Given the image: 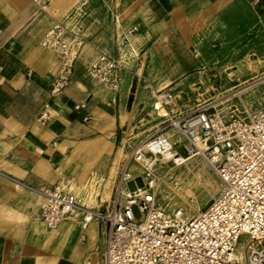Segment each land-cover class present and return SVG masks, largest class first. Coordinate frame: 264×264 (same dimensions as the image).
<instances>
[{"label": "crops", "instance_id": "0c3cea01", "mask_svg": "<svg viewBox=\"0 0 264 264\" xmlns=\"http://www.w3.org/2000/svg\"><path fill=\"white\" fill-rule=\"evenodd\" d=\"M46 1L44 12L32 0H0V264H101L104 224L92 220L83 229L78 213L47 228L38 217L40 190L62 184L75 194L71 187H93L101 192L94 209L110 204L122 160L120 121L133 79L109 89L89 77L101 53L120 55L115 34L111 40L94 28L82 39L71 83L53 97L62 60L40 42L70 17L76 0ZM107 1L116 35L136 27L130 44L135 40L142 55L169 68L184 57L195 26H212L243 6L264 7V0ZM43 111L45 122L39 120ZM104 193L109 200L102 201Z\"/></svg>", "mask_w": 264, "mask_h": 264}, {"label": "built area", "instance_id": "2783aa9c", "mask_svg": "<svg viewBox=\"0 0 264 264\" xmlns=\"http://www.w3.org/2000/svg\"><path fill=\"white\" fill-rule=\"evenodd\" d=\"M32 1L47 10L46 0ZM136 30L134 27L122 36L130 48L129 35ZM40 44L62 60L50 91L57 97L71 83L82 39L56 22ZM121 59L101 53L87 73L100 85L115 89L122 80ZM159 96L153 98L151 110L164 128L147 136L120 162L110 204L87 213L66 186L57 184L40 190L44 202L39 219L47 228L56 229L78 211L83 229L92 220L103 223L101 264H264V106L238 113L232 107L217 110L207 105L177 113L171 90ZM162 108L166 110L163 115ZM46 119L43 111L39 120ZM168 131L175 136H168ZM146 155L172 166H182L186 159L196 157L216 175L220 191L196 215L189 216L184 208L168 212L152 191L156 177L143 159ZM132 163L139 165V176L130 173ZM132 181L137 184L134 191L127 188ZM133 207L140 212L139 218ZM243 236L244 249L240 244Z\"/></svg>", "mask_w": 264, "mask_h": 264}, {"label": "rangeland", "instance_id": "374dc122", "mask_svg": "<svg viewBox=\"0 0 264 264\" xmlns=\"http://www.w3.org/2000/svg\"><path fill=\"white\" fill-rule=\"evenodd\" d=\"M111 8L112 2L107 0H76L70 17L65 18L62 24L81 39L91 36L94 28L108 32L111 40L115 34L113 40L122 57V80L133 79L131 100H128L120 121L118 144L122 160L139 148L147 136L164 128L149 106L154 101V91L160 95L171 90L175 95L174 109L177 113L191 112L198 106L207 105L217 110L232 107L238 113L264 106V7L243 6L237 14L227 16L212 26H195L191 45L184 49V57L178 59L180 63L171 68L154 63L153 57L148 59L146 54L142 55L135 40L131 48L126 45L122 37L116 35ZM249 65L253 66V70ZM167 81L171 82L169 86L164 85ZM157 106L160 107V104ZM197 161L203 168L200 178L183 167V171L177 169L175 177L169 180V189L164 186L175 200V206L166 209L170 210L168 212L184 208L189 216L196 215L219 192L220 182L216 175L204 161ZM172 167L169 165V168ZM132 172L135 176L140 175L137 169ZM177 182L178 188L190 184L192 197L186 204L192 206V210L185 203L181 204L175 194L173 188L177 187ZM136 186L134 181L127 184L130 191H134ZM157 200L166 205L162 201L161 190L157 192ZM133 214L136 218L141 216L137 207H133ZM240 244L244 247V236Z\"/></svg>", "mask_w": 264, "mask_h": 264}, {"label": "bare ground", "instance_id": "6f19581e", "mask_svg": "<svg viewBox=\"0 0 264 264\" xmlns=\"http://www.w3.org/2000/svg\"><path fill=\"white\" fill-rule=\"evenodd\" d=\"M249 67H250V70H253V66L249 65ZM139 73H141V72H139ZM157 93H158L157 91H154L152 96L155 97L156 99H159L160 97H159V95ZM157 105H158V102H157ZM165 113H166V110H164L163 108L160 109V114L161 115H163ZM167 135L170 136V137L171 136H175L173 132H169V131L167 132ZM143 159H144V161L148 162L151 165V170L155 174L156 178H155V183H153L154 187H153L152 191L155 194V196H157V192L161 190L162 199H163L162 201L165 202L166 205L163 206V204L161 205L160 203H159V205H160L161 208H163L165 210L167 208L171 209L170 206H175L174 198L169 196L168 195L169 191L167 192V190L165 191V189H164V186L167 187L169 180H171L172 178L175 177V171L177 169L183 171V167H185V169H187V171L189 173H192L193 176H197L198 178H200V174L202 173V169H203L201 166L198 165V161H197L198 158H196V157L188 158V159L185 160V162H184V164L182 166H174L172 168H169V164H167L166 162H163L159 158L151 156V155H146ZM131 167H132V169H131ZM131 167H130V173L132 175H134V173L132 171L136 170V169L141 174L142 171H141V169H140V167H139V165L137 163H132ZM178 176L179 175L176 176V180L179 182V179H177ZM178 182L176 183L177 187L173 188V189L176 191L175 194L181 200V204H184V203L186 204V202L188 201L189 197H192L191 186H190V184H188L186 186H182V187L178 188L179 187V183ZM70 191H74L75 192V194L74 193L73 194L77 197V200L79 202V206L82 209H84L85 211H87V213H89V211L91 209H94V207L98 206L97 198L101 194V192L96 190V189H94L93 187H91V188L84 187V188H81V189H75L74 187H71ZM124 194H127V191H124ZM109 198H110V194L109 193H104L102 201L109 200ZM186 207H188L190 210H192V206H188L187 205ZM205 207H206V205H205ZM168 211H170V210H168ZM78 213H79L78 211H74V214H78Z\"/></svg>", "mask_w": 264, "mask_h": 264}, {"label": "trees", "instance_id": "16d2710c", "mask_svg": "<svg viewBox=\"0 0 264 264\" xmlns=\"http://www.w3.org/2000/svg\"><path fill=\"white\" fill-rule=\"evenodd\" d=\"M129 100H131V97H130V99Z\"/></svg>", "mask_w": 264, "mask_h": 264}]
</instances>
